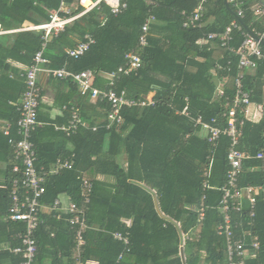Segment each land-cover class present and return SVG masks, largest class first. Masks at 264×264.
Wrapping results in <instances>:
<instances>
[{
	"label": "trees",
	"instance_id": "16d2710c",
	"mask_svg": "<svg viewBox=\"0 0 264 264\" xmlns=\"http://www.w3.org/2000/svg\"><path fill=\"white\" fill-rule=\"evenodd\" d=\"M68 1L71 5L78 0ZM123 1L127 8L117 16L101 4L64 32L52 36L44 48V57L49 61L44 68L64 67L74 74L92 70L94 86L106 90L107 80L103 77L123 66L125 55L134 51L140 56L142 67L137 73L117 80L115 91H124L129 99L136 101L152 94L153 105L124 108L121 124L107 130L110 105L106 101L93 102L89 96L80 95L72 80L49 76L60 88L55 106L62 114L54 121L47 115H39L38 119L54 126L67 125L71 110L75 109L84 123L97 129L93 132L79 127L76 134L66 136L49 125L32 134L30 140L39 172L48 170L59 158L74 156L72 170L48 176L42 202L51 205L60 196H66L80 204L84 181L92 185L89 203L85 206L86 245L78 258L82 263L224 264L226 239L217 231L224 216L217 206L221 199L218 190L225 182L228 169L231 142L223 135L215 147L210 146L200 135L197 120L200 118L209 124L217 120L222 129L225 127L235 92L233 83L240 73L235 51L244 41L245 30H232L229 50L222 48L218 40H207V36L221 34L237 22L238 9L243 13L245 25L261 35L264 23L252 8L263 0H238L239 8L230 0L228 7L224 0H206L202 25L195 28H184L183 24L201 0H151L153 6L145 0ZM59 4L60 0H0V26L6 32L20 29L24 22L42 25L49 21L50 13ZM150 15L156 21L151 26L148 46L142 49L138 46V37ZM86 34H91L95 43L84 56L69 57L66 50L74 48ZM43 38L42 31L0 35V118L6 122L0 128V164L5 165L6 186L0 189V218L8 215L11 182L17 176L13 168L15 164L20 165L15 160L12 143L21 140L16 127L17 108L25 89L24 80L11 62L30 66L34 55L42 49ZM261 48L264 54V46ZM219 79H226L228 84L224 85L225 96L213 100ZM242 82L243 89L251 94L250 99L258 96L264 86V69L260 67L256 76L244 72ZM63 88L67 93L62 92ZM6 130L8 136L4 134ZM241 132L239 150L255 156L264 149V117L258 124L245 121ZM211 159L213 163L209 166ZM261 167L260 161H248L245 169L256 168L257 172H246L241 178L242 185L261 184L264 173ZM193 208L205 210L201 223ZM46 213L40 212L39 218L44 224L35 233V264H77L74 231L66 221ZM242 215L247 216V211ZM255 215L253 231L259 237V261L248 264H264L262 202ZM241 223L245 227L247 219ZM6 224L13 230L3 232L4 227L0 228V243L11 248L0 252V262L10 259L13 264H20L21 256L14 255L11 249L19 245L16 235L25 226ZM240 229L234 230L236 235ZM115 232L126 237L128 244L114 240ZM190 232L194 235L182 245V235ZM120 256L122 259L118 262Z\"/></svg>",
	"mask_w": 264,
	"mask_h": 264
},
{
	"label": "built area",
	"instance_id": "2783aa9c",
	"mask_svg": "<svg viewBox=\"0 0 264 264\" xmlns=\"http://www.w3.org/2000/svg\"><path fill=\"white\" fill-rule=\"evenodd\" d=\"M68 0H60L59 8L50 13L49 21L36 26L30 25L21 27L13 32L25 31H42L44 33V44L42 49L38 51L30 66L19 72V76L24 80V92L17 111L19 119L16 123L18 129L17 134L21 140L14 144L15 160L20 165L15 164L13 168L14 180L11 182L10 190V207L8 216L5 219L11 223H21L25 227L23 231L16 235L19 245L11 249L14 255H20L22 260L20 264H35V255L37 252V241L35 233L40 224H44V220L39 218L40 212L46 211V214H54L57 220L66 221L70 230L74 231L75 253L77 259L80 257L83 247L86 245L84 234L88 229L85 220V206L89 203V194L91 193L92 185L84 181L81 189V203L77 204L66 196H60L53 204L47 205L42 202L45 195V183L49 175H58L61 171L72 170L74 156L69 158H59L48 170H41L39 172L36 168V153L31 143V136L37 130H42L51 125L42 122L39 117L40 95L41 88L39 86V75L42 73L53 76L54 78L66 80L70 79L76 83L78 91L81 96H89L91 101L100 100L106 101L110 105V112L107 115L106 129H110L113 125H119L122 122L121 111L124 108L130 107H146L153 105L152 94L145 98V100H132L127 97L124 91L116 92V81L121 77L129 76L137 73L142 67L140 56L131 51L125 55V64L117 69V71L107 75L106 90H101L94 86L95 72L92 70H85L80 73H71L64 67L57 70H49L44 68L49 61L44 57V48L46 43L52 36L64 32L66 27L86 16L95 9H98L101 4H104L110 11V14L117 16L124 12L127 8V3L123 0H78L76 3L68 4ZM147 5H154L151 0H145ZM237 8L240 7L238 0H230ZM206 0H201L196 9L186 17L183 24L184 28L200 27L202 14L204 12V5ZM81 8V10H80ZM254 15L261 18L264 23V0L261 4L253 6ZM236 16L242 19L243 13L240 9ZM155 22L153 15L146 18L141 27L138 37V46L142 49L148 46L150 26ZM233 29L242 31V27L233 22L221 34H209L207 40H218L222 48L229 50L228 44L231 41V32ZM2 32L1 34H3ZM257 35V34H256ZM244 41L235 55L238 57V70L234 87V97L232 105L226 114L225 127L222 129L217 120H213L211 124L201 122L200 118L197 120L199 124V132L205 141L210 146L215 147L219 142L221 136L229 137L231 147L227 154L228 169L225 175V182L218 191L221 192V199L218 203L217 210L224 216V222L218 228V234L225 236L226 247L224 252V264H248L251 261H257L259 258L260 243L259 237L255 234L254 221L255 210L258 208L259 202L264 204V173L261 184L253 185L251 182L247 184L241 183V178L246 172H257L256 168L245 169V164L250 160L260 161L261 168L264 170V149L257 152V154L250 155L239 150V140L241 138V129L245 121H255L256 117L248 112L250 106L251 94L243 88L244 72L247 70H258L260 67L264 69V54L262 46L254 40L247 32H243ZM260 40H264V32L257 35ZM95 43V39L91 34H86L81 42L74 48L67 49L66 54L74 59H78L86 54L90 47ZM234 53L233 49H230ZM221 70V65H217ZM218 86L217 94L219 98L225 96L224 90ZM187 101V99H185ZM71 119L67 125L53 126L56 131H60L70 136L76 134L79 127L86 130L90 129L96 131V127H89L84 123L78 114L77 110H71ZM185 113V112H183ZM186 114V113H185ZM8 136V130L4 133ZM212 159L209 166H212ZM211 169V167H210ZM209 169V170H210ZM244 210L248 215L243 216ZM198 216V223L204 220V209L193 208ZM248 218L250 220H248ZM247 219L246 226L243 227L242 221ZM124 223L129 224L128 221ZM239 230L236 235L234 230ZM53 236V233L50 234ZM113 238L123 244H128V239L121 233H113ZM190 239L186 235H182V245L185 240ZM247 239L250 242L247 243ZM10 248L0 247V251L9 250ZM183 256V254H182ZM122 259L119 257L118 262ZM77 264L82 263L79 259Z\"/></svg>",
	"mask_w": 264,
	"mask_h": 264
},
{
	"label": "crops",
	"instance_id": "0c3cea01",
	"mask_svg": "<svg viewBox=\"0 0 264 264\" xmlns=\"http://www.w3.org/2000/svg\"><path fill=\"white\" fill-rule=\"evenodd\" d=\"M30 25H32V24L29 23V22H24L22 26H30ZM151 26H150V30H151ZM2 32H4V33L1 34ZM10 33H12V31H6L5 32V31L2 30V28L0 26V35L10 34ZM150 34H151V32L149 31V38L151 36ZM11 66H13L18 71V73L21 70L25 69V67H27L26 65H23V64H21L19 62H15V61L11 62ZM257 71L256 70H247L245 72V74L246 75L249 74L251 76H256L257 75ZM212 74H213V70H212ZM49 76H51V75L42 73V74L39 75V78H38L39 86L41 88V95H40L41 96L40 97L41 98V101H40L41 110L39 111V115L42 116V117H46V115H47L51 121H54L58 116H60L62 114V111H60L59 108L57 106H55L56 98L60 95V88L58 87L57 81L53 80L54 78H50ZM106 77L107 76L103 77L104 81H106ZM220 83H222L220 85V88L225 91L224 85L227 84L226 79L217 80V84H216V89H215L214 99L213 100H219L220 99L218 94H217L218 86H219ZM233 86H234V83H233ZM67 91L68 90L65 89V88H63V90H62L63 93H67ZM11 105L13 106V103ZM248 112L251 115H254L256 117V120L252 121V123H254V124H258L260 122V120L263 119V117H264V86L262 87L261 93L258 96H253L252 97L250 106L248 107ZM42 122H44V121H42ZM4 124L6 125V122H4L0 118V128L3 127ZM4 168H5V165L4 164L3 165L0 164V189H5V187H6L5 184H4L5 180H4V176H3ZM6 218L7 217L0 218V228L4 227L3 232L4 231L5 232H9V231L13 230L11 226L6 224L7 223V221L5 220ZM1 246L2 247H6L7 249L11 248V246L9 244H6V243H3V244L0 243V247ZM5 251H7V250H2L0 252H4L5 253ZM75 256H76V254H75ZM258 261L259 260H257V262ZM0 264H13V262H12V260L9 259L7 261L0 262ZM87 264H96V263L88 262Z\"/></svg>",
	"mask_w": 264,
	"mask_h": 264
},
{
	"label": "water",
	"instance_id": "95a60500",
	"mask_svg": "<svg viewBox=\"0 0 264 264\" xmlns=\"http://www.w3.org/2000/svg\"><path fill=\"white\" fill-rule=\"evenodd\" d=\"M226 7H228V0H224ZM237 23L247 32L254 40L258 41L261 46H264V40H260L259 37L251 31L245 23L242 21V19L238 18L237 16L235 17Z\"/></svg>",
	"mask_w": 264,
	"mask_h": 264
},
{
	"label": "rangeland",
	"instance_id": "374dc122",
	"mask_svg": "<svg viewBox=\"0 0 264 264\" xmlns=\"http://www.w3.org/2000/svg\"><path fill=\"white\" fill-rule=\"evenodd\" d=\"M23 27H26V26H23ZM25 32H27V31H25ZM151 96V95H150ZM194 234H193V232H190L189 234H187L186 236L189 238V237H191V236H193ZM189 253V252H188ZM180 255L182 256V252L180 253Z\"/></svg>",
	"mask_w": 264,
	"mask_h": 264
},
{
	"label": "clouds",
	"instance_id": "9594fccd",
	"mask_svg": "<svg viewBox=\"0 0 264 264\" xmlns=\"http://www.w3.org/2000/svg\"><path fill=\"white\" fill-rule=\"evenodd\" d=\"M75 254H76V253H75V249H74V258H75V260H76V259H77V257L75 256Z\"/></svg>",
	"mask_w": 264,
	"mask_h": 264
}]
</instances>
